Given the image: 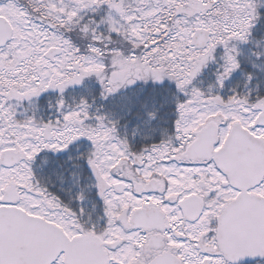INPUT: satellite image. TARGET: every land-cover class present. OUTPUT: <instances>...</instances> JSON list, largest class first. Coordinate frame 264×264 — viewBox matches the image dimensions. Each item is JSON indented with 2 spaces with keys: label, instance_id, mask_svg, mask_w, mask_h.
I'll return each mask as SVG.
<instances>
[{
  "label": "snow or ice",
  "instance_id": "6c2138e0",
  "mask_svg": "<svg viewBox=\"0 0 264 264\" xmlns=\"http://www.w3.org/2000/svg\"><path fill=\"white\" fill-rule=\"evenodd\" d=\"M0 264H264V0H0Z\"/></svg>",
  "mask_w": 264,
  "mask_h": 264
}]
</instances>
